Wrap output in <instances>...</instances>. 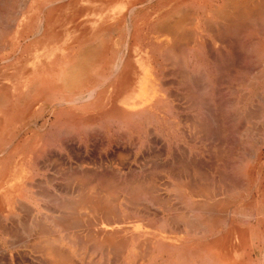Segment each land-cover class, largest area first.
<instances>
[{
  "label": "rangeland",
  "instance_id": "1",
  "mask_svg": "<svg viewBox=\"0 0 264 264\" xmlns=\"http://www.w3.org/2000/svg\"><path fill=\"white\" fill-rule=\"evenodd\" d=\"M64 263L264 264V0H0V264Z\"/></svg>",
  "mask_w": 264,
  "mask_h": 264
},
{
  "label": "bare ground",
  "instance_id": "2",
  "mask_svg": "<svg viewBox=\"0 0 264 264\" xmlns=\"http://www.w3.org/2000/svg\"><path fill=\"white\" fill-rule=\"evenodd\" d=\"M228 1H229V0H228ZM8 2H9V1H8ZM10 2H11V1H10ZM23 2H24V1H23ZM226 2H227V1H226ZM245 2H246V1H245ZM261 2H262V1H261ZM16 3H17V2H16ZM7 6H8V4H7ZM241 7H242V6H241ZM12 8H13V7H12ZM224 8H225V7H224ZM244 8H245V7H244ZM14 9H16V8H14ZM226 9H227V8H226ZM213 10H214V9H213ZM219 11H220V10H219ZM220 12H221V11H220ZM226 12H227V11H226ZM243 12H244V11H243ZM221 13H222V12H221ZM212 14H213V13H212ZM212 14H211V15H212ZM217 16H218V14H217ZM181 20H182V19H181ZM224 20H225V19H224ZM213 21H214V20H213ZM231 21H232V20H231ZM167 22H168V21H167ZM217 22H218V21H217ZM179 23H180V22H179ZM208 23H209V22H208ZM212 23H213V22H212ZM219 23H220V22H219ZM221 23H222V22H221ZM163 24H164V23H163ZM166 24L169 25V23H166ZM177 24H178V23H177ZM182 24H183V22H182ZM182 24H181V26H182ZM185 24H186V22H185ZM106 25H107V24H106ZM161 25H162V24H161ZM171 25H172V23H171ZM174 25H175V23H174ZM174 25H173V26H174ZM208 25H209V24H208ZM181 26H180V29H181ZM209 26H210V25H209ZM174 28H175V26H174ZM174 28L172 29V28L170 27V29H172L170 32H172V33L175 32L176 30H175ZM185 28H186V27H185ZM181 30H184V31H185V29H181ZM164 31H165V29H164ZM168 31H169V30H168ZM179 31H180V30H179ZM177 32H178V31H177ZM180 32H182V31H180ZM180 32H179V33H180ZM227 32H228V31H227ZM173 34H174V33H173ZM182 34H183V32H182ZM170 35H172V34H170ZM175 35H176V34H175ZM95 36H96V34H95ZM173 36H174V35H173ZM177 36H178V35H177ZM189 37H190V36H189ZM189 37H188V38H189ZM184 38H185V37H184ZM184 38H182V39H184ZM175 39H176V41H178L177 38H175ZM180 41H182V40L180 39ZM101 44H102V43H101ZM99 45H100V44H99ZM99 45H98V46H99ZM98 46H97V47H98ZM100 46H101V45H100ZM93 47H94V46H93ZM95 47H96V46H95ZM83 49H84V48H83ZM85 49H86V48H85ZM99 49H100V48H98V50H99ZM94 50H95V49H94ZM89 51H90V50H88V52H86V53L89 54ZM90 53H91V52H90ZM91 54H92V53H91ZM86 55H87V54H86ZM91 56H92V55H91ZM91 56L88 55V56H86V58H87V57H91ZM79 58H80V57H79ZM86 58H85V59H86ZM92 58H93V56L91 57V59H92ZM77 59H78V58H77ZM85 59H84V60H85ZM91 59H90L88 62H87L86 60L83 61V62H82V65H83V64H84L85 66L88 65V66H86V67H89V65L92 64V62L94 61L93 59H92V61H91ZM78 60H80V59H78ZM89 62H91V63H90V64H87V63H89ZM95 62H96V61H95ZM77 64H78V66H79V64L81 65V63H80L79 61L77 62ZM77 64L75 63L74 65L76 66ZM85 66H83V67H85ZM73 67H74V66H73ZM73 67H72V68H73ZM72 68H71V69H72ZM77 68H78V67H77ZM92 69H93V71H94V68H92ZM78 70H79V68H78ZM79 71H80V70H79ZM79 71H77L76 73H79ZM84 71H85V70H84ZM84 71H83V72H84ZM83 72H80V73L83 74ZM85 72H86V71H85ZM85 72H84V74H85ZM87 72H88V71H87ZM91 72H92V71H91ZM88 73H89V72H88ZM75 75H76V74L73 75V72H72V76H75ZM85 75H86V74H85ZM66 76L68 77V74H67ZM78 77H79V76H77V75L75 76V78H78ZM64 78H66V77H64ZM68 78H69V77H68ZM68 78H66V80H67ZM70 78H71V77H70ZM66 80H65V82H66ZM70 81L72 82V80H70ZM70 81H69V84H70ZM78 82H79V81H78ZM63 84H64V83H63ZM66 84H67V83H66ZM66 84H65V85H66ZM65 85H64V86H65ZM67 87H69V86L67 85ZM70 88H71V86H70ZM67 216L69 217V215H67ZM50 218H51V217H50ZM57 218H58V217H57ZM60 218H61V217H60ZM66 218H67V217H66ZM70 218H71V217H70ZM39 219H40V218H39ZM68 219H69V218H68ZM40 220H41V219H40ZM64 220H65V219H64ZM41 221H42V220H41ZM62 221H63V220H62ZM65 222H66V221H65ZM54 224H55V223H54ZM35 225H36V224H35ZM37 225H38V224H37ZM40 225H41V223H40ZM42 225H43V224H42ZM44 226H45V225H44ZM47 226H49V225H47ZM56 226H57V225H56ZM70 226L72 227V225H70ZM60 227H61V225H60ZM33 231H34V230H33ZM40 231H42V229H40ZM61 232H62V231H61ZM10 233H11V232H10ZM45 233H46V232H45ZM23 234H25V233H23ZM32 234H33V232H32ZM35 234H36V233H35ZM48 234H49V233H48ZM51 234H52V233H51ZM33 235H34V234H33ZM24 236H26V235H24ZM44 236H45V234H44ZM49 236H50V234H49ZM9 237H10V236H9ZM36 237H37V236H36ZM27 238H29V237L27 236ZM89 238H90V237H89ZM44 240H45V239H44ZM69 240H70V239H69ZM87 240H88V239H87ZM90 240H91V238H90ZM67 241H68V240H67ZM84 241H85V240H84ZM40 242H42V241H40ZM68 242H69V241H68ZM70 242H71V241H70ZM92 242H93V241H92ZM100 242H101V241H100ZM27 243H28V242H27ZM95 244H96V243H95ZM95 244H94V245H95ZM98 244H99V243H98ZM29 245H30V244H29ZM32 245H33V244H32ZM55 245H56V244H55ZM55 245H54V247H55ZM90 246H92V244H91ZM52 247H53V246H52ZM57 247H58V246H57ZM97 247H98V246H97ZM61 248H63V247H61ZM94 248H95V247H94ZM36 249H38V248H36ZM43 249H44V248H43ZM53 249H56V248H53ZM53 249H52V250H53ZM64 249H65V248H64ZM56 250H57V249H56ZM66 250H67V248H66ZM94 250H95V249H94ZM37 251H38V250H37ZM63 251H64V250H63ZM53 252H54V251H53ZM56 252H57V251H56ZM66 252H67V251H66ZM60 253H61V252H60ZM58 254H59V252H58ZM65 255H66V254H65ZM76 255H77V254H76ZM78 255H79V254H78ZM58 256H60V258H61L62 255L59 254ZM64 257H65V256H64ZM69 257H70V256H69ZM72 257H73V256H72ZM47 260H48V259H47ZM66 260H67V259H66ZM63 262H64V260H63ZM72 262H73V261H72ZM64 264H65V263H64Z\"/></svg>",
  "mask_w": 264,
  "mask_h": 264
}]
</instances>
